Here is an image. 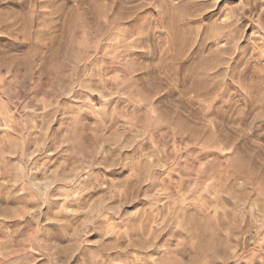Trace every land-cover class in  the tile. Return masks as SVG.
Returning a JSON list of instances; mask_svg holds the SVG:
<instances>
[{
  "label": "rangeland",
  "instance_id": "374dc122",
  "mask_svg": "<svg viewBox=\"0 0 264 264\" xmlns=\"http://www.w3.org/2000/svg\"><path fill=\"white\" fill-rule=\"evenodd\" d=\"M0 264H264V0H0Z\"/></svg>",
  "mask_w": 264,
  "mask_h": 264
}]
</instances>
